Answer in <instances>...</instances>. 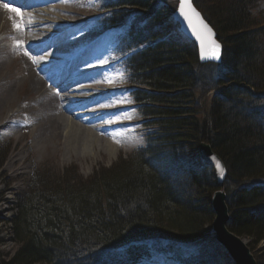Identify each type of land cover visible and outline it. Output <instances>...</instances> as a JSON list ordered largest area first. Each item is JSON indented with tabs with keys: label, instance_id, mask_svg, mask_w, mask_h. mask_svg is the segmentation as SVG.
Wrapping results in <instances>:
<instances>
[{
	"label": "trees",
	"instance_id": "1",
	"mask_svg": "<svg viewBox=\"0 0 264 264\" xmlns=\"http://www.w3.org/2000/svg\"><path fill=\"white\" fill-rule=\"evenodd\" d=\"M155 1L111 0L108 8L123 26L126 15L119 12L149 14ZM262 1L194 0L223 45L221 66L201 64L194 45L172 39L164 9L127 28L122 55L149 45L126 61L131 84L147 90L135 94L147 127L155 129L146 150L120 157L85 179L76 166L68 168L57 186L42 179L25 199L18 196L9 224L21 246L0 264H146L155 253L183 255L177 246L200 240L207 215L213 217L205 203L184 202L179 191L201 199L217 190L208 168L190 165L191 149L202 143L222 159L232 183L228 191L234 188L227 201L228 229L252 238L251 251L258 249L264 240V187L244 184L264 179V97H259L264 95V19L257 16ZM206 95L201 108L198 102ZM176 169L183 178L179 189ZM27 213L32 225L23 227ZM213 254L218 258L210 264H234L220 248L205 252L208 263ZM203 257L196 264H205ZM255 257L264 264V249Z\"/></svg>",
	"mask_w": 264,
	"mask_h": 264
},
{
	"label": "rangeland",
	"instance_id": "2",
	"mask_svg": "<svg viewBox=\"0 0 264 264\" xmlns=\"http://www.w3.org/2000/svg\"><path fill=\"white\" fill-rule=\"evenodd\" d=\"M75 1L84 3V6L81 7L80 11H78L80 14L78 17V22L80 23L95 17L102 2V0H93L92 3L91 0ZM191 3L192 5L196 6L194 0H191ZM177 6L178 0H156L153 3L151 12L149 14H144L143 17L151 19L156 16L157 10L164 9L166 10V15H168L166 18H164V23L169 22L171 20L169 14L172 15V13L176 11ZM10 7L16 11V8L12 6ZM195 8L200 12L197 7ZM129 10H131L132 13H140L134 9ZM258 10L257 16L261 15L264 19V1L259 3ZM1 13L2 15L3 13L7 14L5 19L8 20V27L11 26L13 21H15V18H13L11 15V10L7 8L6 12L4 7L1 6L0 17L3 19L4 15L1 16ZM127 13H125V15ZM8 27H4V29L6 30ZM4 29L3 32L5 31ZM85 30L84 36L88 38L96 37L98 31H100L95 24L87 25ZM103 38L105 40L102 42L113 51L115 45H117L115 30H112L109 34L107 33L102 35L99 39ZM177 38L178 34L175 33L172 36V39ZM0 50L3 51L2 53L0 51V125L2 126V128H0V259L7 260L10 257H13L21 246V244H18L20 239L14 237V233H12V229L9 224V222L16 215L18 196L21 195L23 199H25L27 194L31 193L35 189H38V186L44 183L42 179L47 181L48 186H57L61 181L57 178L62 177L64 175V170L71 167H78L79 175L82 179L91 177L100 168H110L113 166L120 156L126 160V158L129 157L131 151L118 152L114 159L109 153H106L104 150L99 149L96 146L94 151L84 158L78 156L76 153L77 151L75 152L72 150L66 152L65 143L63 144L62 138L57 135L58 132H55V134L53 133L55 130L54 128L56 127V124L54 123V119L56 117H51L59 110L60 98L58 97L57 100L55 94H49L50 96H48L49 92L46 94L44 93L45 82L43 77L45 76V73L42 76L38 71V66H35L28 60L31 63L30 69L22 56V52L19 55L14 53L13 50H9V48L2 47L1 44ZM25 53H27V55L30 54V52L27 50ZM111 57L114 61L116 58V52L114 54L112 52ZM114 62L115 63H111L112 66L102 71V74L110 76L111 80H117L114 82V86L117 88L121 87L119 92L113 94L110 97L112 98L111 102H114L116 98L120 99L123 97L125 99L124 106L125 103H128L130 106L129 109H127V112H131L133 116H137L136 106L134 102H132L129 92L126 91V85H124L125 80L119 78L123 72V69L121 68L119 62L116 60ZM30 70H32V72H38V75L40 76L39 80L42 83H40L39 80L28 78L30 76ZM22 79L23 83L21 84L19 81ZM102 86L98 82L94 88L103 91ZM50 93L53 92L50 91ZM211 93L215 94L214 91ZM197 95H199V92H197ZM261 96L264 97V95ZM206 97L207 95L201 98L198 102V104L200 103L201 108L205 107L206 105ZM35 110L37 111V114L32 115V118H29V123L14 122L15 120L13 119H15V117H22L26 112L34 113L36 112ZM121 113L124 114L126 111H122ZM154 131L155 129H151L148 133H153ZM100 132L98 133L99 137H103V134ZM137 144L141 145L140 147L145 148L147 145L146 139H141ZM7 146L9 149L7 152H5V148H7ZM135 146V144L131 145L132 148ZM190 153H192L190 165L195 169L205 170L206 166L199 159V147H194L191 149ZM168 163L170 164L171 161H168ZM188 164L186 162L187 166ZM207 168L209 169V173L213 175V169L209 166ZM174 177L175 179L180 178L178 184H176L177 189H179L178 186L183 183V178L179 175L178 169H176ZM215 183L217 187L216 192L224 193L228 201V195H231L230 192H233L234 190V188H232L230 192L228 191V188L231 187L230 185L232 184L228 180V176L226 177L223 185H218L216 179ZM255 186L264 187V179L252 180L244 184V187L246 188H252ZM179 191L184 198V202H188L189 199H192L193 203H205L206 206L209 207L210 213L213 216L211 217L207 215V218L204 221L207 223L202 226L203 236L200 237V240L196 242V247H188L190 253L197 254V260L201 254L205 257H203L205 259V264H210V262L214 261L216 257L218 258V256L216 254L211 255L208 263V255H205V252L209 254L210 250L214 251L218 248L222 249L216 243L212 230L215 215L210 208V196L207 194L201 199L196 197L188 198L186 193L183 192L185 190ZM47 192H49V188ZM53 192L54 190L51 191V193ZM25 216L27 218L24 221L23 227L27 226V224L29 226V222L30 225H32V215H28L27 213ZM229 217H231L230 211ZM236 236L241 239L247 247L250 248L251 240H253L252 238L250 239L248 237H240L238 235ZM25 239L29 240L30 238L26 237ZM263 249L264 240L259 242L258 249L252 252V254L257 256V252H262Z\"/></svg>",
	"mask_w": 264,
	"mask_h": 264
},
{
	"label": "bare ground",
	"instance_id": "3",
	"mask_svg": "<svg viewBox=\"0 0 264 264\" xmlns=\"http://www.w3.org/2000/svg\"><path fill=\"white\" fill-rule=\"evenodd\" d=\"M13 3L23 8V18L17 20V23H20L19 29H12L11 33L17 34V30L21 31V34H19L21 37H18L20 38L19 41L27 48L33 50L32 53L36 60L35 65H39V71L45 73V84L54 87L61 84L63 87L61 90L62 99H59V110L55 115L51 116L56 117L54 119L56 127L53 133L58 132L57 135L62 138L63 144L65 143L66 152L77 151V155L84 158L90 155L96 146L109 153L114 159L119 152V143L121 142V138L115 132L116 127L119 126L116 123L125 121L117 113L122 111L123 108L118 109L112 106L110 110H107V105L111 99L99 100L106 96V93L104 94L102 91H97L88 86L79 87V84L86 83L81 80V77H78L76 82L67 81L64 90V80H66V75H68V69L72 70L71 68H74L71 55L64 56V50L73 52V49L65 47L64 44L63 46L62 44H57L59 39H64L66 36L64 35V30L55 32L54 27L62 25L61 23H56L59 12L64 13V16L77 17L76 8L75 10L64 11V1L62 0H52L50 2L49 0H29L28 3L26 0H15ZM6 16L3 19L0 17V39L4 36L3 29L8 24V20L5 19ZM46 34L47 37L45 36ZM79 41V38H73L72 44H77ZM95 42L94 47L98 46V42ZM64 58L69 59L64 60ZM27 65L31 69L29 61H27ZM73 71L77 70L74 69ZM29 73L30 76L28 78L39 80L40 76L37 71L32 72L30 70ZM100 75L96 81H100ZM102 80L110 82L105 75H102ZM19 82L22 84L23 79ZM39 82L42 83L40 80ZM110 87L113 88L108 85V89ZM47 92L48 90L44 91L45 94ZM55 96L58 100V95ZM94 99H98V101L93 102ZM85 103H88V105L85 106ZM35 114H37V111L34 113L26 112L22 117H15L13 120L16 123H29V118H32V115ZM0 128H2L1 125ZM100 131H106L105 136L99 137L98 133Z\"/></svg>",
	"mask_w": 264,
	"mask_h": 264
},
{
	"label": "water",
	"instance_id": "4",
	"mask_svg": "<svg viewBox=\"0 0 264 264\" xmlns=\"http://www.w3.org/2000/svg\"><path fill=\"white\" fill-rule=\"evenodd\" d=\"M181 0H179L178 10L174 14V18L181 25V31L190 39V41L194 42L197 49L198 55L201 62H216L220 61L221 54V45L216 40V34L214 31L208 26V24L203 21L201 15L196 11L193 7L191 0V7H185V12L191 19V26L188 20H185L184 16L181 15L180 12ZM195 13L199 14V19L194 15ZM203 25L207 26V29L203 27ZM193 27H195L196 31H193ZM210 30V31H209ZM197 32L203 37L204 44L202 45L201 39L198 38ZM216 44L219 46V58H211L208 55L209 49L212 44ZM202 50L204 55L202 56ZM199 154L202 161L213 168L214 177L217 181L218 185H223L226 177L227 170L222 159L213 152L212 148L208 144H201L199 148ZM219 165V167H218ZM226 195L222 192H216L211 199V209L215 215V219L213 222V234L215 236L216 242L219 246H221L224 251L231 257L235 264H257L254 259L250 249L246 246L241 239H239L235 234L229 231L227 224L229 223V210L226 204Z\"/></svg>",
	"mask_w": 264,
	"mask_h": 264
},
{
	"label": "snow or ice",
	"instance_id": "5",
	"mask_svg": "<svg viewBox=\"0 0 264 264\" xmlns=\"http://www.w3.org/2000/svg\"><path fill=\"white\" fill-rule=\"evenodd\" d=\"M6 7H7V5H5ZM191 7V5H190V0H181V5H180V12H181V15H183L184 16V18H185V20H188L189 21V24H190V26H191V19H190V17L188 16V14L185 12V7ZM15 11V10H14ZM193 11V13H194V15L197 17V19H199V14L198 13H195L194 12V9L192 10ZM203 27L205 28V29H207V26L206 25H203ZM193 31L195 32L196 31V29H195V27H193ZM210 31V30H209ZM197 36H198V38H200L201 39V43H202V45L204 44V40H203V37L200 35V33L199 32H197ZM219 46L218 45H216V44H212L211 45V47H210V49H209V52H208V55L211 57V58H216V59H218L219 58ZM25 54H27V53H25ZM204 55V52H203V50H202V56ZM119 142V141H118ZM218 167H219V165H218Z\"/></svg>",
	"mask_w": 264,
	"mask_h": 264
}]
</instances>
